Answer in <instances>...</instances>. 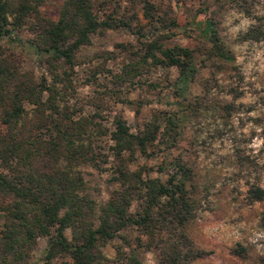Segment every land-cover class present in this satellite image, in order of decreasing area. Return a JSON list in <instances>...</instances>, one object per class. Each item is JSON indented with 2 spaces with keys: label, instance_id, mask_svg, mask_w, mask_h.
<instances>
[{
  "label": "trees",
  "instance_id": "16d2710c",
  "mask_svg": "<svg viewBox=\"0 0 264 264\" xmlns=\"http://www.w3.org/2000/svg\"><path fill=\"white\" fill-rule=\"evenodd\" d=\"M45 1L0 0V264H27L42 238L47 241L45 262L62 257L66 259L59 264H110L101 249L128 229L136 236L127 257L116 250L126 264H141L135 250L153 253L157 264H189L209 255L196 248L186 232L197 201L185 163L168 162L159 170L166 176L163 181L148 177L150 169L143 166L130 169L137 156L174 148L176 114L158 112L135 133L117 116L108 131L97 111L90 117L75 116L65 105L64 94L71 88L67 66L77 49L89 44L95 33L134 24L143 51L113 76L114 84L122 86L151 66L171 67L178 74L174 91L182 97L193 79V58L191 50L164 43L175 36V18L149 0H139L144 25L131 9H119L113 0H64L54 22L38 11ZM116 1L129 7L135 2ZM23 29L33 36L27 44L42 58L49 83L44 77L35 82L5 58L1 41L12 40ZM199 31L210 44V56L232 60L211 22ZM261 34L252 26L242 40L259 41ZM105 138L111 143L108 150L119 189L96 204L85 193L81 168L104 164ZM250 195L260 201L264 191L255 187ZM259 227L264 230V214ZM67 229L70 241L64 236ZM241 252L240 247L232 250L236 256Z\"/></svg>",
  "mask_w": 264,
  "mask_h": 264
},
{
  "label": "rangeland",
  "instance_id": "374dc122",
  "mask_svg": "<svg viewBox=\"0 0 264 264\" xmlns=\"http://www.w3.org/2000/svg\"><path fill=\"white\" fill-rule=\"evenodd\" d=\"M64 0H46L38 9L41 17L56 21ZM119 9H131L144 25L142 4L131 7L113 0ZM155 9L169 12L178 29L164 43L192 51L193 79L182 97L174 91L178 77L174 68L148 67L125 81L114 84L124 65L141 54L136 36L137 24L128 29L106 30L90 36L67 66L71 88L65 92V105L75 116L90 117L96 111L101 124L111 131L113 117H121L135 133L154 114L174 112L179 118L174 148L154 150L149 157L137 156L130 169H150L148 177L165 179L168 162L183 161L191 171L195 217L186 232L193 245L209 255L189 264H264V230L259 220L264 214V197L252 201L250 191H264V0H149ZM211 22L218 40L230 53L225 62L208 54L210 44L200 29ZM256 27L259 41H243V33ZM147 31V28L145 29ZM3 39L1 46L13 69L28 73L35 82L44 77L49 83L42 58L27 43L28 29ZM28 110L31 107L26 105ZM98 119H95L97 121ZM99 122V120H98ZM105 158L97 167L81 168L85 193L102 204L119 189L114 181L113 157L102 139ZM134 207V206H133ZM132 207V209H133ZM64 236L70 241L67 229ZM102 249L110 264H126L136 233L125 230ZM46 239H39L27 264H59L66 258L44 261ZM242 249L239 256L232 250ZM116 250L120 253L116 255ZM141 264H157L148 251L133 252Z\"/></svg>",
  "mask_w": 264,
  "mask_h": 264
}]
</instances>
